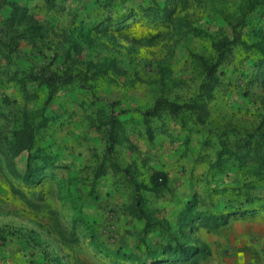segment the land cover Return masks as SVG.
I'll return each instance as SVG.
<instances>
[{
  "label": "rangeland",
  "instance_id": "rangeland-1",
  "mask_svg": "<svg viewBox=\"0 0 264 264\" xmlns=\"http://www.w3.org/2000/svg\"><path fill=\"white\" fill-rule=\"evenodd\" d=\"M13 1L25 6L46 29V47L58 58L56 65L48 66L49 71L63 68V57H68L89 81L88 89L76 81L72 90L48 100L44 87H34L36 97L31 99L17 84H5L0 78V147H7L23 110L43 109L47 126L41 146L49 159L46 177L26 187L0 153V264H54L56 260L108 264L95 254L78 219L88 222L105 249L142 255L146 248H137L136 235L141 226L120 211L131 196L125 179L108 170L98 182V199L89 196L90 169L102 162L109 165L97 109L104 107L109 113L114 109L111 103H116L118 112L125 111L120 119L128 123V143L114 151L120 168H128L143 183L151 169L168 172L171 192L151 199L149 207L157 218L172 221L189 193L207 186L202 175L215 160L217 135H225L231 127L243 133L264 132V86L249 82L251 61L244 62L246 55L239 53L232 65L220 69V83L209 105L207 133L197 134L166 120L165 128L155 129L150 144L141 132L140 113L158 98L182 104L196 95L202 73L192 55H211L212 44L229 32L226 19L238 16L247 0H72L56 1L51 9L46 0ZM104 1L109 3L107 8L97 6ZM152 2L168 6L171 24L157 30L130 19L127 31L96 32L94 25L109 15ZM260 20L251 18L250 23ZM36 48L22 41L21 54L9 70L28 71L29 61L34 69L46 65L34 53ZM159 125L153 122V127ZM24 165L25 156L14 160L19 171ZM254 229L258 236L248 239L245 233ZM192 238L211 249L206 263H232L237 249L239 256L244 255L245 262L240 263H264V213L234 220L217 234L198 231ZM159 241L152 238L148 249H158Z\"/></svg>",
  "mask_w": 264,
  "mask_h": 264
},
{
  "label": "trees",
  "instance_id": "trees-1",
  "mask_svg": "<svg viewBox=\"0 0 264 264\" xmlns=\"http://www.w3.org/2000/svg\"><path fill=\"white\" fill-rule=\"evenodd\" d=\"M56 1L72 0H46L49 9L56 6ZM107 5L108 1L97 3V6L104 8ZM167 7H160L157 2L137 9L130 7L118 11L120 13L116 12L113 17L109 15L94 27L96 32L120 33L130 28L131 19L158 30L171 24ZM256 17L261 20L251 24L250 19ZM226 20L229 32L212 44V54L192 55L202 73L196 95L182 104L158 98L152 107L140 113L141 132L150 144L153 142L155 129L161 130L162 126L165 128L166 120L197 134L207 133L209 105L214 100L220 83V69L232 65L237 54L246 55L244 62L251 61V66L248 67L249 80L251 79L249 82L256 81L264 86V0H247L238 16ZM46 34V29L25 6L13 0H0V63L5 64L0 66V78L4 79L5 84H17L22 94L31 99L36 97L34 87H44L48 91V100L72 90L76 81L81 83L80 88L88 89L87 75L76 70L68 57H63V68L57 66L54 71H49V67L57 64L58 58L46 47ZM22 41L33 47L37 46L34 53H38L37 56H42L48 63L34 69L29 61L31 67L28 71H10L8 66L21 54ZM111 106L114 109L109 113L104 107H99L96 112V120L105 137L109 165L102 162L90 169L92 181L89 196L94 200L98 199V182L107 175L108 170L114 175H121L131 190V196L128 203L120 206V211L141 226L136 233L137 248L143 246L146 250L142 255H136L121 249H105L98 242L88 222L78 219V226L83 228L89 245L108 264L206 263L211 257V249L205 242L193 240L192 234L198 231L217 234L234 220L254 219L264 213V132L255 130L243 133L231 127L225 135H217L215 160L209 163L206 173L202 175L207 186L201 192L191 191L172 221L167 218L159 219L149 203L151 199L159 200L171 192L169 174L161 169H151L147 183L138 182L128 168L122 169L114 161L115 149L128 143V123L120 119L125 111L118 112L116 103H111ZM154 121L160 123L159 127H153ZM46 126L47 118L43 109L23 110L7 147H0V153L22 186H34L41 178L46 177L44 169L49 159L41 146ZM21 156H25L23 171L13 166L14 160ZM147 162L143 161V165ZM70 236L75 240L73 231ZM154 237L160 239L159 248L150 250L149 241ZM54 264L63 263L56 260Z\"/></svg>",
  "mask_w": 264,
  "mask_h": 264
},
{
  "label": "crops",
  "instance_id": "crops-1",
  "mask_svg": "<svg viewBox=\"0 0 264 264\" xmlns=\"http://www.w3.org/2000/svg\"><path fill=\"white\" fill-rule=\"evenodd\" d=\"M246 235H247V238L249 239V238H254V237H257L258 235V232H256V229H254L253 231H251V232H248L247 231V233H245ZM239 250L237 249V251L235 250V256H232L231 257V259L232 260H234L235 259V261H232V263H228V260H225V262L226 263H220V262H218V261H214V262H212V263H201V264H264V263H240V260H242V261H244L243 260V257H244V255H242V256H239L238 254H237V252H238ZM238 257V258H237ZM245 262V261H244Z\"/></svg>",
  "mask_w": 264,
  "mask_h": 264
}]
</instances>
